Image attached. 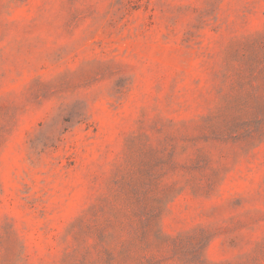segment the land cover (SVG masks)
<instances>
[{"label":"rangeland","instance_id":"1","mask_svg":"<svg viewBox=\"0 0 264 264\" xmlns=\"http://www.w3.org/2000/svg\"><path fill=\"white\" fill-rule=\"evenodd\" d=\"M0 264H264V0H0Z\"/></svg>","mask_w":264,"mask_h":264}]
</instances>
